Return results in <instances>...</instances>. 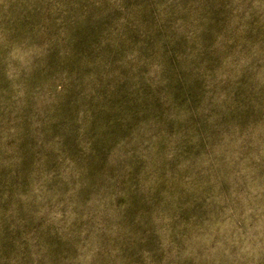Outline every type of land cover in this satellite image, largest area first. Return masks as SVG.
Listing matches in <instances>:
<instances>
[{
	"label": "rangeland",
	"instance_id": "1",
	"mask_svg": "<svg viewBox=\"0 0 264 264\" xmlns=\"http://www.w3.org/2000/svg\"><path fill=\"white\" fill-rule=\"evenodd\" d=\"M250 7L234 0H5L0 18L20 30L46 27L49 48L22 94L0 86V228L34 234L62 255L66 241L52 215L71 209L79 231L85 216L119 229L122 264H145L149 256L150 264H170L161 244L174 201L167 239L186 252L196 236L195 256L208 264L223 232L258 225L264 164L253 158V143L264 138V23L247 16ZM158 63L174 84L161 102L174 95L181 105L173 111L183 123L173 119L162 129L171 160L159 159L169 149L149 140L161 130L156 121L128 134L127 113L118 118L133 89L152 86ZM236 134L245 137L239 147L231 144ZM150 173L157 174L153 186L138 185ZM181 182L202 189L191 214ZM176 264L195 260L181 255Z\"/></svg>",
	"mask_w": 264,
	"mask_h": 264
},
{
	"label": "clouds",
	"instance_id": "2",
	"mask_svg": "<svg viewBox=\"0 0 264 264\" xmlns=\"http://www.w3.org/2000/svg\"><path fill=\"white\" fill-rule=\"evenodd\" d=\"M234 2L243 4L244 7L251 4L247 16L256 13L264 23V0H234ZM41 3L48 4L49 0H41ZM2 4H5V0H0V5ZM47 41L46 27L37 26L20 30L0 18V86L10 83L14 92L22 94L25 82L42 70L40 58L41 54L46 53L49 48ZM166 72V66L158 63L155 74L151 78L152 86L143 90L133 89L128 94V99L121 105V115L118 118H123L122 114L127 113V118L130 120L128 134L139 123L147 119L156 121L161 130L153 133L149 140L153 145L158 141L169 149L168 154H157L159 159H164L166 155V158L171 160L170 151L173 145H170L168 139L163 136L162 129L168 127L170 130L169 122L173 119L178 125L182 124L183 120L179 119L177 112L173 111L174 108L180 109L181 107L175 101L174 95L167 106L160 100L162 95H172L174 87L172 80L165 75ZM261 83L264 85V81ZM185 103H190V101H185ZM192 114L194 115V112ZM261 136L264 137V128L261 129ZM175 141L176 154L179 155V144L182 138L177 136ZM244 142L245 137L239 134L231 139V144L236 147ZM257 145L259 155L254 152L253 158L257 163L264 164V138L255 140L253 147ZM213 159H221V157L213 155ZM156 179L157 174L150 173L140 177L138 185L151 188ZM181 188L187 193V197L182 201L183 208L191 214L202 189L194 182L187 187L181 182ZM209 202L211 203V200ZM174 208L175 202L173 201L172 209L165 210L168 213L169 222L163 226L162 232L165 238L161 249L165 253V258L170 261V264H176L181 255L191 256L195 264H202L204 258L195 256V249L200 244L196 236L188 241L186 252L178 250L167 239V235L171 232L170 223ZM77 219L80 217L73 215L71 209L67 217L59 209L53 213L52 220L63 229L62 235L66 241L64 253L58 256L49 253L48 248L34 234L18 236L15 227L10 228L7 233L0 228V264H66V261H70L71 264H122L123 253L120 244L117 243L120 238L119 229L98 220L92 221L90 217L85 216L83 217L85 228L79 231L72 227ZM153 220L160 224V220L155 217ZM211 234L216 235L214 231ZM185 239L187 240V237ZM138 254L148 255L143 249L138 250ZM150 260L149 256L145 264H150ZM208 264H264V218L255 227L245 225L244 228L238 230L223 232L215 249L208 254Z\"/></svg>",
	"mask_w": 264,
	"mask_h": 264
}]
</instances>
